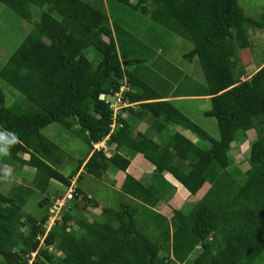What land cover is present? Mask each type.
Returning a JSON list of instances; mask_svg holds the SVG:
<instances>
[{"label": "trees", "instance_id": "trees-1", "mask_svg": "<svg viewBox=\"0 0 264 264\" xmlns=\"http://www.w3.org/2000/svg\"><path fill=\"white\" fill-rule=\"evenodd\" d=\"M108 1L0 0L28 21L32 7L40 8L39 19L0 67V78L21 94L7 106L0 89V160L13 167L12 174L18 171L19 181L12 187L15 194L0 189L2 264H264V61L241 79L245 72L236 59L237 50L250 45L247 24L264 27V16H247L239 0H113L193 43L184 57L199 59L206 81L202 95L210 101L203 114L214 117L215 138L167 99L169 93L162 95L140 79L130 67L140 58L119 53ZM124 84V105L114 109L113 95ZM130 116L146 120V130L136 129ZM53 122L87 145L67 175L59 169L64 151L42 132ZM168 125L188 130L197 141L174 129L165 144L152 138V131L164 137ZM251 130L255 138L241 173L229 151L238 132L243 142ZM13 135L17 142L10 145ZM137 154L154 166V181L126 172ZM24 166L34 169L32 180ZM80 167L99 179L125 172L120 190L142 207L155 206L166 194L165 174L192 201L174 208L170 226L153 240L136 224L138 207L120 200L117 207L100 206L76 186L72 206H63L48 227L49 182L64 185L53 195L60 196ZM26 178L46 192L38 201L44 208L38 218L22 210L23 193L34 189ZM99 206V215L81 214Z\"/></svg>", "mask_w": 264, "mask_h": 264}, {"label": "rangeland", "instance_id": "rangeland-1", "mask_svg": "<svg viewBox=\"0 0 264 264\" xmlns=\"http://www.w3.org/2000/svg\"><path fill=\"white\" fill-rule=\"evenodd\" d=\"M239 4L244 10V13L253 19L260 20L264 16V0H239ZM105 7L112 25H116L118 29L114 33V39L119 53L124 54V52H126L128 54V59L140 58L141 60V62L136 65H130L131 68H136L140 79L147 81L148 84L162 95L173 93L185 96L184 99L175 100L173 103L183 111L191 121L199 125L211 136L217 138L219 133L214 117L205 116L203 114V111L210 107V101L208 98L204 99L202 95L206 89V81L199 59L197 57L193 59L184 57V54L193 47V43L165 29L157 22L152 21L147 15L130 9L116 1L109 0ZM32 11L33 20L28 21L0 2V67L5 63L24 36L30 31L33 22L39 19L40 8L33 6ZM246 28L250 45L247 48L237 50L236 55L238 66L245 72L244 77L241 79H244L252 73L253 70L264 61V27H256L247 24ZM88 56L91 57L90 54ZM0 89L4 94L7 106L21 98V94L2 78H0ZM170 128L171 125H168L162 131L163 134L165 133L164 137L170 131ZM178 128L179 130L175 129V131L185 135V129L182 127ZM42 132L64 151L59 169L62 173L67 175L76 167L79 159L85 155L87 145L74 132L66 129L60 123H50L42 129ZM186 132L191 134L189 131ZM155 136H157V132ZM241 137L242 133L238 132L236 140L232 143L229 155L233 160L232 166L239 167L242 173L248 166V148L250 142L255 138V132L252 130L248 131L247 138L243 142H240ZM192 141L194 142V140ZM199 145L207 147L208 143L199 141ZM23 157L28 158V154H23ZM144 162H146L145 164L147 166L148 162L146 160ZM186 162L188 161L186 160ZM182 165L184 166L185 162ZM21 170L25 173H29V177H32L30 179H33L34 169L24 166ZM13 171V167L5 166L0 160V189L4 193H9L8 191L13 186L18 185L16 183H19V181L17 182L14 178L18 171L16 170V173L14 172L12 174L11 172ZM6 172L12 175L11 180L7 179L8 176L5 175ZM26 179L25 184L33 188L34 186H31L32 183L30 185L31 180L29 178ZM82 184L93 192V197L100 206H110L112 204L114 205L113 207H117L119 196L107 185L99 183L97 179L87 175L85 172L81 174L78 183L79 186ZM26 192L27 191L23 193L25 202L22 210L25 214H30L37 218L44 212V208L38 204L39 199L43 198L46 192L50 197L55 193V191L50 190L42 192L35 187L28 195H26ZM10 193L15 194V190L12 188ZM191 199L192 197L189 198L188 202H190ZM72 204L73 199L68 202L69 206H72ZM140 211L138 215L145 218V211ZM81 214L89 218L92 215H99L100 209H91L90 207L83 208ZM140 228L146 233L152 234L146 226H140ZM153 231L156 232V230ZM160 254L168 255V252L162 250ZM193 257L194 252L188 259L191 260ZM0 264H2L1 257Z\"/></svg>", "mask_w": 264, "mask_h": 264}, {"label": "crops", "instance_id": "crops-1", "mask_svg": "<svg viewBox=\"0 0 264 264\" xmlns=\"http://www.w3.org/2000/svg\"><path fill=\"white\" fill-rule=\"evenodd\" d=\"M184 98L185 96H182V95H177V96H174V95L172 96L169 94L167 95V99L171 100L172 102H174L175 100H180ZM203 98L206 99L207 96H203ZM129 120L132 122V125H134L136 129H139L141 131L146 130L147 128L146 120L145 122H141L138 119L133 118L131 116ZM170 129L179 130L177 126L175 127L171 126ZM186 131L188 130H185V136L187 138H190L191 140L196 141L197 138L193 134H189ZM156 132L157 131H152L151 133L152 138L160 142V144L167 143L168 133L166 134L165 137L160 138L158 136V133H157V136H155ZM122 151L123 150L120 149V152ZM145 160L146 159L140 154L134 155L130 160V163L126 169V172H128L129 174H131L137 179H142L144 182L154 181L155 180V178L153 177L154 166L147 160L146 161L148 162V164L146 166L145 164L146 162H144ZM83 172H84L83 167H80L76 175L73 176L71 180H75L76 186L80 188L83 191V193L88 194L91 197V199L96 201V199L93 197V192L90 189L88 190V188H86L84 184H82L81 186L78 185L81 174ZM79 174L80 176L78 177ZM87 175L94 177L93 175H90V174H87ZM124 175H125V172L118 171L116 173L114 172L113 174L110 173L105 179L104 178L99 179L96 177H94V179H97L99 183H102L103 185H107L108 187H110L112 191L119 196L118 200L128 202L133 207H138L139 210H138V213L136 214V224L138 228H140V226L142 227L146 226V228H148V230L152 232V234L146 233L144 230H142L141 228L140 229L144 231L145 234L150 239L154 240L155 238H157V235H159L158 232L162 231L165 227L170 226V223L172 221V210L174 208L181 206L184 202L189 201V198L191 196L186 191V189L174 177H172L170 174H165L164 178L168 184V186L166 187V194L163 195L162 199L155 206L150 207L149 205L145 204L142 207L141 206L142 203L139 200L131 197L130 195L120 190V185L124 178ZM48 190L55 191V192H58V191L61 192L64 190V185L61 182L53 179L48 184L47 191ZM98 208L100 209V206L95 209H98ZM140 210L145 211L146 213L145 218H142L138 215L141 212ZM152 229L156 230V232H154Z\"/></svg>", "mask_w": 264, "mask_h": 264}, {"label": "built area", "instance_id": "built-area-1", "mask_svg": "<svg viewBox=\"0 0 264 264\" xmlns=\"http://www.w3.org/2000/svg\"><path fill=\"white\" fill-rule=\"evenodd\" d=\"M124 85H122L120 87V90L118 92L114 93V99L115 101L111 103V106L114 109H117L119 107V105H124V102L122 100V95H121V91L124 88ZM100 98H104V94L100 95ZM74 195H76V190H75V186L73 184V182L69 185V187L66 189V192H64L62 195L60 196H53L50 197L51 198V207L49 209L50 211V215L48 217V227L54 223L56 218H59V212L61 210V208L63 206H65L69 200H71ZM31 260H29L30 263Z\"/></svg>", "mask_w": 264, "mask_h": 264}, {"label": "clouds", "instance_id": "clouds-1", "mask_svg": "<svg viewBox=\"0 0 264 264\" xmlns=\"http://www.w3.org/2000/svg\"><path fill=\"white\" fill-rule=\"evenodd\" d=\"M124 86H125V84H124ZM124 86H123V87H124ZM102 99H105V100L108 101V98H107V96H105V95H104V98H102ZM113 99H114V98H113ZM2 139H4V137H3V136H0V140H2ZM16 142H17V137H16L15 135H13L12 140H11V142H10V145H11V144H14V143H16ZM71 179H72V178H71ZM72 182H73L74 186L76 187L75 180H70V184H71ZM70 184H69V185H70ZM69 185H68V187H69ZM68 187H67V188H68ZM64 192H66V190H65ZM64 192H63V193H64Z\"/></svg>", "mask_w": 264, "mask_h": 264}]
</instances>
